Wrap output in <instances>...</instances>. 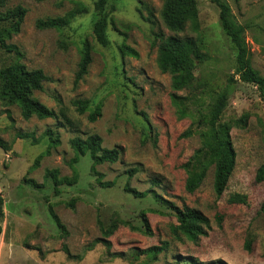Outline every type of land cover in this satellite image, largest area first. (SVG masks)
I'll list each match as a JSON object with an SVG mask.
<instances>
[{
	"label": "rangeland",
	"instance_id": "374dc122",
	"mask_svg": "<svg viewBox=\"0 0 264 264\" xmlns=\"http://www.w3.org/2000/svg\"><path fill=\"white\" fill-rule=\"evenodd\" d=\"M95 1L8 0L7 8L20 5L27 12L19 33L6 44L16 46L22 54L20 63L28 70L40 69L46 75L43 89L33 97L59 120H24L17 106L0 104V139L9 148H0V264H264V215L260 213L264 182L255 179L264 164V101L256 87L238 82L234 75L236 50L221 29L218 8L209 0H196L198 32L187 27L173 34L160 18L163 0H108L106 8L113 6L114 11L106 29L108 44L102 46L92 34L98 18ZM224 1L245 27L251 66L264 77V0ZM78 3L82 12L62 30L35 27L38 19L61 17ZM160 35L196 38L203 46L205 58L195 65L193 86L176 92L183 98L179 107L171 99L170 76L157 67ZM85 45L90 63L76 82ZM122 46L135 56L122 52ZM15 59L14 53L0 48V67ZM225 89L230 94L220 122L232 126L234 168L220 198L213 192L212 168L188 194L181 165L200 141L197 135L181 138L180 134ZM76 100H87L91 108L100 103V117L89 122L87 112H77ZM180 107L188 116H179ZM61 110L72 127L60 125L65 123ZM241 117L244 125L233 124ZM47 129L59 137L57 147L49 148L43 136ZM22 133L32 135L35 142L18 137ZM91 134L101 138L103 148L119 152L115 163L95 167L98 179L90 170L88 153L70 165L74 152L69 140ZM73 168L77 183L59 186L60 194L55 196L45 172L56 169L59 177H71ZM99 180L111 186H101ZM126 186L138 193L152 190L178 208L198 211L208 222L205 235L196 241L174 238L170 232L176 225L174 212L151 194L134 197L124 190ZM232 194L245 196L246 204H230ZM97 219L104 227L113 220L127 224H118L106 245L97 242L102 237ZM248 240L250 251L244 248ZM164 243L166 248L156 258L142 254Z\"/></svg>",
	"mask_w": 264,
	"mask_h": 264
},
{
	"label": "trees",
	"instance_id": "16d2710c",
	"mask_svg": "<svg viewBox=\"0 0 264 264\" xmlns=\"http://www.w3.org/2000/svg\"><path fill=\"white\" fill-rule=\"evenodd\" d=\"M209 1L218 8L221 29L236 50L234 75L237 81L256 87L260 98L264 101V77L251 66L250 53L245 41V27L235 20L231 8L224 0ZM107 2L108 0H96L94 3V10L98 18L93 23L92 34L95 41L102 46L108 44L106 29L110 20V14L114 11L113 6L109 10L106 8ZM7 5L8 0H0V48L7 53H14L16 59L13 63L0 67V104L5 107L17 106L24 120H28L31 117L39 120L48 118L59 120V117L53 110L47 108L33 97L34 92L43 89V83L48 80L46 75L40 69L28 70L25 65L20 63L22 54L16 46L6 44V41L10 40L13 35L19 33L23 18L27 12L20 5L10 8H7ZM82 10V7L78 3L76 8L61 17L38 19L35 22V27L41 30L55 29L60 31L68 26L72 19L82 12ZM160 18L164 27L173 34L182 33L187 27L192 32H198L199 22L196 0H163ZM123 50H128L130 54L135 56V53L128 49V47L122 46L121 51L123 52ZM89 52L88 45H85L84 50L81 52L78 70L75 75L76 82L86 74L90 63ZM204 58L203 46L196 38L160 35L157 45V67L161 73L170 76L171 89L173 91L171 99L178 107L183 104L182 101L179 102L183 98L177 96L176 92L188 90L193 86L195 81V65L202 62ZM229 81L232 82V77ZM229 94L230 92L227 89L220 92L204 114L198 113L197 116L193 117V126L180 134L181 138L197 135L200 141L199 147L181 165L186 174L184 190L188 194H192L200 186L210 168H212V188L216 198L222 196L227 186V181L234 168L235 152L230 139V129L232 126L230 123H221L220 117L226 107ZM184 100H187V98L185 97ZM73 105L76 107L78 113H88L87 119L89 122H95L101 115L100 103L91 108L87 100H76L73 102ZM178 114L180 117L188 116L184 107L178 109ZM59 116L65 122L60 123V125L73 126L62 110ZM244 123L245 117H241L233 124L244 125ZM43 136L48 139L49 148L59 145V137L52 130L47 129L44 131ZM18 137L22 139L31 138L32 143L35 142L34 137L27 133L19 134ZM101 144L102 140L96 134L88 135L84 139L79 137L71 138L69 145L74 152V157L71 159L70 165L72 166L77 163L80 156L88 153L92 162L90 170L97 178L98 175L95 171L97 165L115 163L119 158L117 149H106ZM0 148L4 151L9 150L1 139ZM47 153L48 150L44 154ZM37 162L36 160L35 163ZM44 176L46 179L49 178L52 181L55 196L60 194L59 186H71L78 181V174L75 168H73V175L71 177H59L56 169L46 171ZM255 179L257 182H264V164L258 168ZM27 182L37 187L31 180ZM99 184L104 187L111 186L110 183H102L100 180ZM124 190L134 197H144L147 194H151L154 199L172 210L176 219V225L170 227V232L174 238L180 239L183 237L189 241H196L200 236L205 235L204 229L208 228V222L198 211L188 207L178 208L159 195H156L152 190L138 193L133 189H129L128 186ZM228 202L230 204H246V197L232 194L229 196ZM73 204L74 200H71L68 205L72 208ZM2 206L3 199L0 196V218L3 216ZM260 213L264 215V201L261 203ZM53 218L58 227L62 228L58 218L55 215H53ZM143 222L147 232L149 230L147 220L144 218ZM118 224L126 225L127 223L121 220H113L109 226L104 227L101 221L97 219L98 229L102 236L97 239V242L109 245L106 238L113 234L118 228ZM250 246V240L246 241L244 245L245 250L250 251ZM165 248L166 244L164 243L162 247H149L142 251V254L150 259H154Z\"/></svg>",
	"mask_w": 264,
	"mask_h": 264
}]
</instances>
